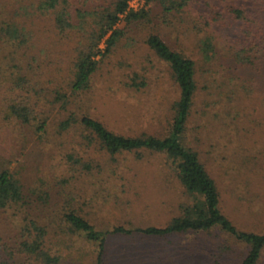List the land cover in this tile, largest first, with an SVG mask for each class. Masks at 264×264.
I'll return each mask as SVG.
<instances>
[{"label": "rangeland", "instance_id": "obj_1", "mask_svg": "<svg viewBox=\"0 0 264 264\" xmlns=\"http://www.w3.org/2000/svg\"><path fill=\"white\" fill-rule=\"evenodd\" d=\"M7 1L13 7L16 0ZM129 4L147 9L148 15L139 22H117L124 34L90 74L87 87L76 93L68 87L67 56L43 65L72 42L53 44L50 21L37 17L27 21L26 29L18 27V33H32L38 45L46 46L49 55L39 54L47 72L42 77L51 78L50 88L65 95L56 103L41 100L48 113L45 130L0 131V164L15 171L25 187L51 195L45 207L18 203L0 209V243L16 244L18 231L32 218L45 229L42 246L58 257L57 264H96L98 241L74 229L66 211H76L106 232L119 225H164L190 202L161 152L139 148L110 154L87 143L82 134L88 130L78 123L58 130L66 116L86 114L123 135L163 136L169 131L179 87L169 64L146 43L150 32L194 60L196 90L181 142L196 151L215 180L221 211L239 229L264 232V69L235 67L232 28L224 20L207 25L210 7L204 0H188L181 9L170 10L158 0ZM13 42L3 40L0 57L20 56ZM133 78L143 84L132 85ZM248 248L219 224L166 236L108 233L103 264H239ZM7 251L2 258L8 264H38L33 256L10 257ZM257 264H264V247Z\"/></svg>", "mask_w": 264, "mask_h": 264}, {"label": "trees", "instance_id": "obj_2", "mask_svg": "<svg viewBox=\"0 0 264 264\" xmlns=\"http://www.w3.org/2000/svg\"><path fill=\"white\" fill-rule=\"evenodd\" d=\"M158 1L166 10L181 9L188 2ZM5 2L9 4L7 8L4 7ZM129 3L130 0H37L28 4L23 0H16L15 5L11 7L7 0H0V44L3 40L15 41L13 43L18 45L20 52V56L7 57L3 54V57H0V131L8 129L22 134L30 128L34 131L45 130L48 113L45 105L41 106V100L56 103L65 95V91L61 92L57 87L50 88L48 82L51 78L42 77L47 72L42 69L44 58L39 54L46 52V55H49L46 46L38 45L32 33H18L19 26L26 29L27 21L33 22L37 17L38 20L50 21L47 31L53 44L66 40L72 42L66 51L61 48V56L54 59L49 56L45 58L46 64L43 65L59 63L67 56L68 87L76 93L87 87L90 74L124 34L123 29L116 26L117 22L122 18L128 22H139L148 15L147 9L136 10ZM204 3L210 7V18L205 21L207 25L224 20L232 28L235 67L263 72L264 0H204ZM43 17L46 19H42ZM20 18L22 20H19ZM145 40L148 46L169 64L171 74L179 87L169 131L163 136L123 135L107 128L99 119L86 114L79 118L72 114L66 116L60 121L58 130H65L73 123H78L88 130L87 134H82L87 143H97L110 154L139 148L161 152L192 198L188 204L181 206V214L172 216L164 225L133 228L119 225L103 232L74 210L66 211L64 217L74 229L83 231L88 239L98 241L96 264H103L108 233L138 232L166 236L184 230H205L216 224L235 239L249 244L239 264H257L264 247V232L239 229L221 211V195L215 180L199 160L196 151L185 146L180 139L196 90L194 60L172 48L157 33L150 32ZM131 81L134 86L143 84V81L136 82L134 78ZM74 161L78 159L74 158ZM85 166L88 168V163ZM15 175L16 172L8 165L0 164V209L18 203L26 204L27 207L31 203L40 204L42 207L49 203V190L39 191L25 187L22 178ZM44 232L43 226L35 219H28L26 226L18 231L16 244L0 243V264H8V261L2 258L3 251L7 250L10 257L18 254L28 260L33 256L38 264H57L58 257L42 246Z\"/></svg>", "mask_w": 264, "mask_h": 264}]
</instances>
